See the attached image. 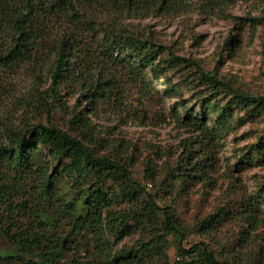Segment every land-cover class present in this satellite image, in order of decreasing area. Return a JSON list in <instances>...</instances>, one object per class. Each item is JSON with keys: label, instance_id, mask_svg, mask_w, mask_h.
Wrapping results in <instances>:
<instances>
[{"label": "trees", "instance_id": "16d2710c", "mask_svg": "<svg viewBox=\"0 0 264 264\" xmlns=\"http://www.w3.org/2000/svg\"><path fill=\"white\" fill-rule=\"evenodd\" d=\"M103 3L114 15L108 23L87 15L89 8ZM155 7L165 9V0H0V38L5 39L0 69L23 66L32 90L39 95L36 88L48 83L51 99L63 109L61 92L83 100L69 114L74 136L53 125L25 123L0 140V236L11 249L0 251V264H143L149 250L160 264H169L163 248L150 242L117 249L115 241L138 229L156 243L166 244V236H173L178 257L173 264L240 262L237 253L228 255L234 254V246L227 249L218 227L243 221L241 233L246 234V228L256 226L257 216L264 214V182L250 199L221 206L202 219L197 227L206 242L186 249L181 245L186 232L178 220L131 177V157L111 149L100 155L99 141L92 143L100 107H108L113 97L115 73L137 84L140 94L169 100L165 110L171 123L199 134L206 151L211 149L204 153L185 145L175 166L163 165L161 181L170 188L187 181L208 183L211 145L222 129L233 125V111L250 119L264 111L263 97L234 89L196 62L187 65L169 49L163 57L162 48L149 38L117 26V16ZM98 59L110 63L115 73L94 74L92 64ZM152 81L162 85V92ZM251 150L256 157L250 154L236 165L264 156V135ZM144 168L148 181L159 177L152 161ZM240 238L237 242L246 248ZM243 257V264L262 263L261 255Z\"/></svg>", "mask_w": 264, "mask_h": 264}, {"label": "rangeland", "instance_id": "374dc122", "mask_svg": "<svg viewBox=\"0 0 264 264\" xmlns=\"http://www.w3.org/2000/svg\"><path fill=\"white\" fill-rule=\"evenodd\" d=\"M161 9L155 7L138 14L117 16L120 18L117 26L140 38H149L162 48L163 57L167 54L164 49H169L187 65L196 62L201 69L234 89L264 98V0H165V9ZM112 14L105 3L87 10V15H94L106 23L114 17ZM4 40L1 37L0 44H4ZM92 65L93 73L99 72L103 77L114 72L112 65L101 59L93 61ZM112 78L113 97L108 107H100L101 119L95 122L91 133L92 143L99 141L96 151L108 155L111 149L131 157L129 162L135 164L131 177L153 196L157 205L168 207L172 218L178 220L186 232L182 247L188 249L194 243L206 242L198 232L197 224L221 206L229 207L250 199L264 182V156L252 163L236 165L250 154L256 157L251 148L264 135V111L254 119L233 111V125L222 129L211 145L213 155L208 183L187 181L186 186L178 183L170 188L161 181L163 165L168 169L175 166L185 145L189 149L204 150V153L211 149L206 151L199 134L192 135L171 123L165 110L169 100L140 94L137 84L118 73ZM178 80L172 79L174 83ZM152 82L162 92V85ZM32 88L35 86L23 66L0 69V140L7 131L18 130L25 123L53 125L74 136L75 128L68 126L69 114L78 111L75 106L83 103L82 98L76 93L67 96L61 92L66 106L63 109L51 99L48 83L36 88L39 95ZM188 96L184 94L185 98ZM190 104L194 105L193 102ZM210 118L214 119L213 116ZM147 160L152 161L158 172L159 177L154 182L145 178L144 163ZM263 216H257L259 222L246 228V234L241 233L245 227L243 221L232 220L218 227V234L227 243V249L230 251L229 247L234 246V254L228 252V255L237 253L238 264H243L244 254L261 255V264H264ZM241 236L246 240V248L237 242ZM135 241L150 242L153 247L163 248L169 264L178 261L177 240L173 236H166V244L156 243L138 229L115 243L120 249L133 246ZM9 250L7 239L0 236V251ZM147 253L150 258L143 264H160L155 253L151 250Z\"/></svg>", "mask_w": 264, "mask_h": 264}]
</instances>
